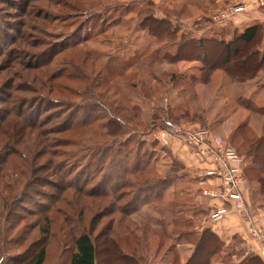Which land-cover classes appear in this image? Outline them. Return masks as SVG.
I'll list each match as a JSON object with an SVG mask.
<instances>
[{
	"label": "rangeland",
	"instance_id": "374dc122",
	"mask_svg": "<svg viewBox=\"0 0 264 264\" xmlns=\"http://www.w3.org/2000/svg\"><path fill=\"white\" fill-rule=\"evenodd\" d=\"M159 1L0 0V264H25L41 247L44 264H70L73 240L83 233L97 245V264L129 263L109 238L145 264H182L207 228L223 244L212 264L255 255L244 236L248 227L264 229V195L247 177L241 208L203 195L220 185L201 176L213 164L185 134L209 130L245 151L242 136L264 135V116L246 109L247 100L240 108L229 103L222 70L200 84L201 62L166 58L182 40L233 37L237 30L212 23L217 16L228 23L238 15L231 8L248 6ZM148 16L163 19L160 37L144 33ZM262 26L256 46L264 53ZM134 51L141 57L121 77L106 70L112 57ZM108 78L119 82L117 99ZM249 82L234 85L236 96L249 97L252 86L264 91V67ZM255 99L264 104V93ZM103 108L119 117H106ZM242 121L247 129L233 142ZM50 163L56 176L38 171ZM141 167L146 171L134 176ZM219 206L228 214L213 223Z\"/></svg>",
	"mask_w": 264,
	"mask_h": 264
},
{
	"label": "trees",
	"instance_id": "16d2710c",
	"mask_svg": "<svg viewBox=\"0 0 264 264\" xmlns=\"http://www.w3.org/2000/svg\"><path fill=\"white\" fill-rule=\"evenodd\" d=\"M150 3V2H149ZM153 4V3H152ZM154 6V5H153ZM150 16V15H149ZM148 16V17H149ZM163 21V19H161ZM159 19L154 16L149 17L147 24H144V28L147 30H143L144 33L147 32L150 37H160L157 35V31L160 28L161 22ZM157 26V28H155ZM263 26L260 24H251L246 27L241 32H235L234 36L230 41H226L225 38L222 40L219 39H203V38H191L187 40H182V43L178 45V49L175 54L171 57L169 55L166 56L167 60H194L201 62L202 64V72L203 77L197 78L195 82L200 84H210L212 75L217 70H222L224 74V79L222 83L223 87L228 88L230 90L235 84H244L256 78L257 74L263 70L264 67V53L262 52L261 47H257L256 45L260 41V37L262 34ZM184 41V42H183ZM209 54V56H208ZM141 57L137 51L133 52V55L127 57L126 55L122 58L112 57L110 65H106V70L111 73V75H116L115 77H121L127 68L133 64L134 60ZM208 57V58H206ZM113 62H116L113 65ZM109 66H113L111 70ZM226 81V82H224ZM118 80L109 79L107 81V89L108 91L114 95V99H117L118 96ZM236 89L231 88V99H229V103H234L235 107H242L243 101L247 100L249 103L247 107L248 110H251L252 114H260L264 116V104H258L254 95L250 97L236 96L234 93ZM246 105V104H245ZM252 106L254 108H250ZM244 107V106H243ZM134 108V107H133ZM226 108V107H225ZM238 109V108H237ZM235 109V110H237ZM107 108H103L105 112V116H110V118L119 117L116 116L111 111L107 113ZM233 110V112L235 111ZM114 115V116H113ZM191 114L189 112L184 113V117L186 119H190ZM196 117V115H194ZM193 116V118H194ZM121 119V118H120ZM163 120V119H162ZM191 120V119H190ZM118 124V123H117ZM247 121H242L240 125L237 127L236 131H238L236 136L232 139L234 142L239 136H241L244 132L243 129H247L246 127ZM207 128V127H202ZM120 129H118L119 131ZM122 132L119 131V135L121 136ZM255 135V134H254ZM242 145L245 147V151L240 145V148H236V151L240 155L243 154V174L244 177H247L250 183L256 182L257 184V195H264L263 185H264V151H262V140L264 139V135L258 137H253L251 134L242 136ZM232 142V143H233ZM108 152V151H107ZM56 154V153H55ZM119 155V152H117ZM101 162L103 164L108 163L106 159H102ZM141 160H136L135 163H140ZM50 173V177L56 176V172L53 173V163L50 165H42L38 171ZM56 170V167L54 168ZM146 169L142 168L139 170H135L134 176L139 172H145ZM155 171V170H153ZM150 173V172H149ZM59 174L62 176V172L59 168ZM246 179V178H245ZM160 183L165 184V181L160 180ZM51 184V183H50ZM258 201V200H257ZM254 203V202H253ZM198 240L193 244V252L189 258L185 260L182 264H212L215 258H218L221 254H223V244L218 235L213 232L211 229H203L199 232ZM110 239V244L114 248V252L119 255L120 260L122 262H129L127 264H145L142 257L133 256L128 253H123L122 249L119 247L118 243L112 239ZM75 246V253L71 257L70 264H97L98 261V249L95 241L92 239L90 234L83 233L79 237L73 240ZM46 258V249L45 247H41L32 257H29L25 264H44ZM242 264H264V261L257 255H248L243 258Z\"/></svg>",
	"mask_w": 264,
	"mask_h": 264
},
{
	"label": "built area",
	"instance_id": "2783aa9c",
	"mask_svg": "<svg viewBox=\"0 0 264 264\" xmlns=\"http://www.w3.org/2000/svg\"><path fill=\"white\" fill-rule=\"evenodd\" d=\"M264 5L262 0H258ZM248 8L239 4L231 8V12L239 14L245 12ZM218 16L214 22H218ZM184 128V127H181ZM181 128H176L181 130ZM185 140L193 146L201 159H209L213 168L208 169L202 177L216 180L220 188H204L203 195L212 199H221L237 208L243 207V195L247 193L249 185L243 174V158L238 154L235 148L227 144L226 140L220 136H213L209 130L186 131ZM166 137L165 134L162 135ZM228 214L224 206L216 207L210 216L214 223L225 218ZM250 234L258 242V256L264 261V229L260 227H250Z\"/></svg>",
	"mask_w": 264,
	"mask_h": 264
},
{
	"label": "crops",
	"instance_id": "0c3cea01",
	"mask_svg": "<svg viewBox=\"0 0 264 264\" xmlns=\"http://www.w3.org/2000/svg\"><path fill=\"white\" fill-rule=\"evenodd\" d=\"M155 2H160L159 0L157 1V0H154ZM164 2H168V1H171L172 2V0H163ZM174 1V0H173ZM211 2H213V3H217V4H222L223 6H222V8L225 6H227L228 4H230V3H232V2H235L236 0H210ZM209 1V2H210ZM240 2L239 3H244V4H246L248 7V9L245 11V12H242V13H239L238 15H236V17H233V18H231V21L230 22H214L213 21V25L214 26H219V29L220 30H224V29H226V28H231V29H233V30H237V32H241V31H243L246 27H248L249 25H251V24H260V25H264V6L263 7H258L256 4H255V2H254V0H239ZM221 13H223V12H221ZM221 23H223V24H221ZM212 25V26H213ZM232 39V37H230L229 38V36H225V40L226 41H230ZM261 73H263V70L261 71ZM223 76V78H222V81H223V79H224V74L222 75ZM221 81V82H222ZM213 81H211V83H212ZM248 83H251V82H248ZM248 83H246V84H248ZM234 87V89H236V87L235 86H233ZM232 87V88H233ZM252 88H253V86L252 87H250V88H248V90H249V97L250 96H255L256 98L258 97V99H259V96L261 95V94H263L264 93V91L263 92H261V93H258V91H253L252 90ZM244 94V93H243ZM239 96H242V94L241 95H239ZM233 113H235V112H233ZM231 116V115H230ZM230 116H228V117H230ZM230 119V118H229ZM228 119V120H229ZM255 121H257V120H255ZM233 123H235V122H230V126L233 124ZM254 127H256V128H258L256 125L254 126ZM260 126H259V130H260ZM263 129H264V127H263ZM243 157V156H242ZM193 160H195L198 164H196V165H199V164H201V163H199V161L197 160V159H195V158H193ZM201 162V161H200ZM203 163V162H202ZM193 164H195V163H193ZM204 166H205V164H204ZM205 181L207 182V183H213V182H215L216 183V180H214V179H212V180H209V179H205ZM203 183V182H202ZM201 183V184H202ZM249 200V202H248V204H250V206H251V200L250 199H248ZM250 209V208H249ZM255 209V208H254ZM248 212L250 213V211L248 210ZM217 232V231H216ZM218 233V232H217ZM216 233V234H217ZM244 241L245 242H247L248 243V245H250L251 247H252V253H254L255 255H257L258 256V242L256 241V240H254L253 238H252V236H251V234H250V227H248L247 228V230L245 231V236H244ZM249 255V254H248Z\"/></svg>",
	"mask_w": 264,
	"mask_h": 264
}]
</instances>
